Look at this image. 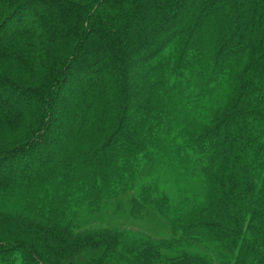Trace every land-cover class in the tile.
Returning a JSON list of instances; mask_svg holds the SVG:
<instances>
[{"label":"trees","instance_id":"1","mask_svg":"<svg viewBox=\"0 0 264 264\" xmlns=\"http://www.w3.org/2000/svg\"><path fill=\"white\" fill-rule=\"evenodd\" d=\"M0 264H264V0H0Z\"/></svg>","mask_w":264,"mask_h":264},{"label":"rangeland","instance_id":"2","mask_svg":"<svg viewBox=\"0 0 264 264\" xmlns=\"http://www.w3.org/2000/svg\"><path fill=\"white\" fill-rule=\"evenodd\" d=\"M226 4H230L229 1L226 2ZM51 14V9H49L48 7H38L35 8L32 12V17H27L25 15V13L23 14V25L25 24H29L31 20H33L35 18V15H39V14ZM148 22V21H147ZM16 24L15 21H12L11 25ZM10 25V26H11ZM9 27V26H8ZM4 28L3 32H7L9 30V28ZM164 36L166 34L163 33ZM151 46L149 45H144L143 49L145 52V50H149ZM93 54L98 55V51L97 50H93L92 51ZM138 65L136 64H131L129 65V75H134L137 73L138 70ZM84 81L83 80H76L74 81L73 84H67L64 87H61L62 89H60V93L56 99V101L60 102V101H64V103H67L69 105V107L71 108L73 106V102L78 100L80 97V90H82ZM139 81L137 79L132 78L131 79V90H134L135 88H137L139 86ZM71 89H76L79 94H71L70 90ZM69 119H64L59 121L58 123H56V127L53 129L52 133L54 136H56V140H57V146H49V150L48 153L46 154H42L40 155L39 152L35 153V154H31V155H26V156H21V160L23 159V161L21 163H19V165L21 164V166H25L27 164H29L28 162H26L25 160L27 158L30 157L32 163L34 165H36L37 167L40 166L43 163H50V166H47V169H50L51 167H53L54 165L58 164L59 159H61L59 157V152H60V146L59 144H62L67 132H65L64 130L60 129L59 126H61V124H64L68 121ZM25 158V160H24ZM47 158H51L50 161H47ZM29 161V159H27ZM63 161V159L61 160ZM167 182H169V184H167L165 186L166 190L165 193L169 194L170 196H174L173 194H175V188L176 185L175 183H177V181H174V178H172L171 176L168 177ZM138 189H136L133 193L124 196L120 199L121 201V208L115 210L114 207L111 208H104L102 210L96 211L92 214H88L86 212H83L81 217L78 220V223L81 225V227L85 228V229H92L95 227H106V228H110L112 226H126V227H130L132 229H137V230H141L143 231L144 234L153 237V238H169L172 236V233L170 232V230L168 228L162 227L161 225H157L155 224L153 221L151 222L150 220H148L146 217H132L129 214V208L131 206L132 203V199L134 198V196L136 195ZM109 209V210H108ZM86 210V209H85ZM84 210V211H85ZM27 218L29 219H34L31 216L25 215ZM83 228V229H84ZM128 229V228H127Z\"/></svg>","mask_w":264,"mask_h":264}]
</instances>
